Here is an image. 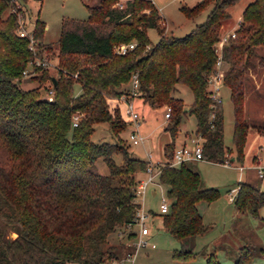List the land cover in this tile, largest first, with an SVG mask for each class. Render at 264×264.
<instances>
[{
  "label": "trees",
  "instance_id": "obj_1",
  "mask_svg": "<svg viewBox=\"0 0 264 264\" xmlns=\"http://www.w3.org/2000/svg\"><path fill=\"white\" fill-rule=\"evenodd\" d=\"M26 1L0 0V264H120L112 239L134 223L140 208L137 176L148 165L121 138L130 122L121 114L119 99L131 98L133 75L135 98L151 109L170 108L165 127L170 141L163 146L168 162L160 164L156 178L169 201L168 212L159 214L163 228L179 242L205 235L210 226L197 206L214 201L218 191L202 185L191 162L170 165L175 138L183 118L193 116L196 126L190 134L202 139L203 159L224 164L242 163L250 130L264 137L263 126L252 124L244 111L255 89L252 73L264 66V0L244 7L235 36L221 50L222 87L233 108L231 149L223 142L222 103L210 99L207 82L216 72L222 25L240 0H201L182 7L190 19L212 5L205 22L184 37L165 33L149 0H128L121 8L116 7L119 0H98L86 5V21H62L54 68L36 65L54 57V47L42 42L45 26L39 19L30 27L35 53L17 33L28 16ZM148 29L158 32L155 44ZM128 43L135 44L132 50L115 52L116 45ZM179 85L192 93L187 108L175 95ZM100 124L107 125L114 142L92 140ZM98 161L106 174L98 171ZM236 188V212L258 218L264 192L245 182ZM126 239H136V233L129 230ZM211 250L202 254L205 264H221ZM262 253L259 248L257 255ZM236 254L234 264H251L255 247L243 244ZM196 255L191 246L173 258L186 261Z\"/></svg>",
  "mask_w": 264,
  "mask_h": 264
},
{
  "label": "rangeland",
  "instance_id": "obj_2",
  "mask_svg": "<svg viewBox=\"0 0 264 264\" xmlns=\"http://www.w3.org/2000/svg\"><path fill=\"white\" fill-rule=\"evenodd\" d=\"M128 0H119L120 2ZM158 10L163 23L161 27L165 28V33L169 36L184 37L191 32L196 26L203 24L209 14L212 5L205 6L197 15L192 18H186L181 12V8H192L198 0H149ZM252 0H240L229 9L230 19L226 21L220 30L221 36L237 28L238 20L244 7ZM98 0H27L25 8L27 15L22 20V24L30 29L35 19H39L45 26L42 35V42L52 45L54 57L48 60V68H54L57 65V43L60 36L61 24L64 19L86 21L89 13L86 5H95ZM123 5V4H121ZM147 13V12H146ZM147 36L152 44L159 40L158 32L155 29H148ZM118 46V45H116ZM252 85L254 92L247 95L245 102V118L264 128V66L256 67V73H252ZM26 87H30L27 85ZM78 87L76 88V90ZM179 93L176 96L184 102L187 108L192 102L191 91L182 85L178 86ZM222 111H223V142L227 148H233L232 131H233V108L229 99L228 89L221 88ZM113 103V101H112ZM121 114L124 115L125 105L119 102ZM134 107L139 114V133L144 138L143 143L133 145L129 141V134L133 127L128 125L126 130L121 133V138L129 147L132 155L138 159H146L151 154L153 162L157 165L168 162L163 154L164 144L170 141V136L165 127L168 120L165 118L166 108L161 107L151 109L143 105L142 100L136 99ZM196 121L193 116H186L180 125L179 132L175 138L178 141L185 133L186 136L194 131ZM264 130V129H263ZM262 139L252 129L249 131L246 142L243 147V161L232 162L230 166L217 164L209 161H198L189 163V165L199 173L202 185L208 188H215L218 191L217 198L210 202H201L197 208L202 215L203 223L210 226L209 231L196 238H188L179 242L172 237L162 225L159 213L161 198L166 199V188L158 182L150 184L141 200V206L145 214L149 215L146 226L149 228V235L142 238L146 243L145 247L136 248L134 243L138 240V225H132L131 229L124 228L115 233L112 242L115 246V252L123 259L127 253L132 254L131 262L124 264H205L204 252L213 248L221 264H234L237 249L243 244H251L255 247L256 254L251 264H264V205L259 209L258 218H252L248 215L237 216V212L229 200L230 190L237 187L239 182L248 183L261 192H264V177L259 178L256 174V167L264 165V151H261L260 141ZM94 142H114L115 138L111 135L106 124L97 125L92 136ZM230 156L234 152H230ZM119 159V158H118ZM242 166V168H240ZM98 171L101 174L107 173V168L102 161L97 163ZM146 175L141 173L137 176L138 180L145 179ZM234 196V194H232ZM167 200V199H166ZM169 204V201L167 200ZM136 232V239L127 240V232ZM14 237V234L11 235ZM208 245V246H207ZM193 246L194 252L198 253L194 258L186 261L176 260L173 258L175 252L181 249L189 250ZM207 246V247H206ZM263 250L262 255L258 256V250ZM213 249V250H214ZM211 250V251H213ZM201 253V254H200ZM74 264V263H68ZM117 264V263H109ZM122 264V263H120Z\"/></svg>",
  "mask_w": 264,
  "mask_h": 264
},
{
  "label": "built area",
  "instance_id": "obj_3",
  "mask_svg": "<svg viewBox=\"0 0 264 264\" xmlns=\"http://www.w3.org/2000/svg\"><path fill=\"white\" fill-rule=\"evenodd\" d=\"M118 7L121 8L122 5L118 4ZM20 21L18 35L21 38H27L29 40V49L35 53V44L36 41L33 37L31 28H26ZM236 29V28H235ZM235 29L231 30L229 33L220 37L219 42L215 46V53L217 55V60L215 64L216 72L211 75L208 79V92L210 99L215 102L216 104L222 103V96H221V88H222V78H223V65L224 62L222 60V48L228 44L229 39L235 36ZM134 43L128 44H120L114 47V50L117 54H125L129 50L134 48ZM36 65H43L49 66L48 61L43 59L42 61H37ZM25 74V73H24ZM129 91L131 98L125 99L121 97L119 101L125 105L124 115L126 116L127 120L130 122V125L133 127V131L129 134V141L133 145H139L143 143L144 138L139 133V114L135 110L133 98L136 97V90L138 87L137 76L133 75L130 83H129ZM170 113V108H166L165 117L168 118ZM77 117H74L73 126L77 125ZM148 165L145 171L146 178L138 180L136 188H135V199L140 204V208L137 210L134 216V223L132 225H138L139 232H138V240L134 243L135 247L141 248L145 247L146 243L142 241V238L149 235V228L146 226V222L148 221L149 215L145 214L143 208L141 206V200L145 194L147 187L150 184H155L156 178L160 173V165H157L152 160L151 154L147 155L146 158ZM203 160V144L202 139L200 137L192 136L189 138V142L186 145L177 147L174 150L173 158L170 163L171 166H178L185 162H193V161H200ZM232 163L230 161H225L224 166H230ZM242 168V167H240ZM256 174L261 179L264 177V165L256 167ZM237 188L230 191V198L229 200L232 202L233 197L232 194L235 195ZM169 204L165 198H161L160 205H159V213L165 214L168 212ZM132 225L127 226L128 229H131ZM132 254L127 253L126 256L121 260L120 263L124 264L125 262H131Z\"/></svg>",
  "mask_w": 264,
  "mask_h": 264
},
{
  "label": "crops",
  "instance_id": "obj_4",
  "mask_svg": "<svg viewBox=\"0 0 264 264\" xmlns=\"http://www.w3.org/2000/svg\"><path fill=\"white\" fill-rule=\"evenodd\" d=\"M199 1H201V0H198L197 1V3L199 2ZM121 4H123V3H125V2H120ZM239 20H240V18H239ZM238 20V21H239ZM256 89V88H255ZM137 98H135V99H133V102H135V100H136ZM164 116H165V114H164ZM166 118V117H165ZM251 131V130H250ZM192 133V132H191ZM249 133V132H248ZM256 134L259 136V138H260V140L262 139V137L260 136V134L259 133H257L256 132ZM193 136V134H190V135H188V136H186V133L180 138V139H178V141L177 142H175V148H177V147H180V146H183V145H186V144H188V142H189V138L190 137H192ZM261 142V144H260V146L259 147H261V151H264V143H263V141H260ZM231 159H233V158H231ZM204 160V159H203ZM203 160H200V161H203ZM193 162H198V161H193ZM192 163V162H191ZM240 167H242V166H240ZM238 213V212H237ZM237 216H244V215H242V214H240V213H238L237 214ZM209 231V230H208ZM136 233V232H135ZM137 237V236H136ZM208 246V245H207ZM206 246V247H207ZM212 246V245H211ZM211 246H208V248L210 249V248H212Z\"/></svg>",
  "mask_w": 264,
  "mask_h": 264
},
{
  "label": "water",
  "instance_id": "obj_5",
  "mask_svg": "<svg viewBox=\"0 0 264 264\" xmlns=\"http://www.w3.org/2000/svg\"><path fill=\"white\" fill-rule=\"evenodd\" d=\"M49 100H51V98H48ZM231 161H233V159H231Z\"/></svg>",
  "mask_w": 264,
  "mask_h": 264
}]
</instances>
